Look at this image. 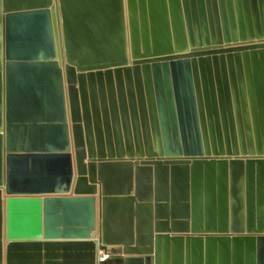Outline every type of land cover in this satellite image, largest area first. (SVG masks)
Wrapping results in <instances>:
<instances>
[{
    "label": "water",
    "instance_id": "obj_1",
    "mask_svg": "<svg viewBox=\"0 0 264 264\" xmlns=\"http://www.w3.org/2000/svg\"><path fill=\"white\" fill-rule=\"evenodd\" d=\"M0 264H264V0H0Z\"/></svg>",
    "mask_w": 264,
    "mask_h": 264
}]
</instances>
